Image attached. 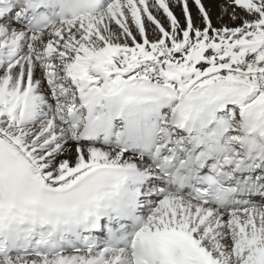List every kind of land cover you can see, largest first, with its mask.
I'll return each instance as SVG.
<instances>
[{"label":"snow or ice","instance_id":"1","mask_svg":"<svg viewBox=\"0 0 264 264\" xmlns=\"http://www.w3.org/2000/svg\"><path fill=\"white\" fill-rule=\"evenodd\" d=\"M0 264H264V0H0Z\"/></svg>","mask_w":264,"mask_h":264},{"label":"rangeland","instance_id":"2","mask_svg":"<svg viewBox=\"0 0 264 264\" xmlns=\"http://www.w3.org/2000/svg\"><path fill=\"white\" fill-rule=\"evenodd\" d=\"M206 3H209V0H207ZM209 7H211V4H209ZM213 12L215 13V10Z\"/></svg>","mask_w":264,"mask_h":264},{"label":"bare ground","instance_id":"3","mask_svg":"<svg viewBox=\"0 0 264 264\" xmlns=\"http://www.w3.org/2000/svg\"><path fill=\"white\" fill-rule=\"evenodd\" d=\"M207 0H205V2H206ZM213 19L215 20V13L213 12Z\"/></svg>","mask_w":264,"mask_h":264}]
</instances>
